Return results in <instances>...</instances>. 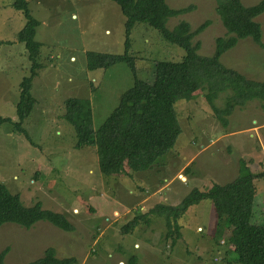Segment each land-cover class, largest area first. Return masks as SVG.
Segmentation results:
<instances>
[{
    "label": "rangeland",
    "instance_id": "1",
    "mask_svg": "<svg viewBox=\"0 0 264 264\" xmlns=\"http://www.w3.org/2000/svg\"><path fill=\"white\" fill-rule=\"evenodd\" d=\"M26 1L38 22L34 41L40 44V68L30 90L35 103L21 124L27 137L8 122L0 124V182L18 194L23 205L40 202L43 209L63 214L73 230L64 232L47 222L29 229L3 224L0 252L8 247L5 264H28L48 248L59 259L75 258V264H127L132 256L137 264H237L225 244L227 235L218 230L210 201L187 209L178 220L181 236L173 246L163 238V216L149 211L157 205L176 206L194 188L208 191L214 184L232 181L238 176L240 160L251 166V173H264L261 102L255 99L236 106L223 126L205 100V92H196L190 101L178 100L174 108L181 132L172 149L145 172L102 175L94 148H74L75 133L63 118V103L73 97L88 99L91 127L96 130L133 85V74L125 63L94 71L86 67L88 52L123 54L125 18L111 0ZM164 1L172 9L189 7L188 12L167 19L169 30L180 21L192 29L208 22L194 42L200 44L199 55L210 57L214 39L225 35L214 12L215 0ZM240 1L248 7L259 0ZM10 3L0 0V117L15 122L19 84L29 75L30 63L24 45L16 41L25 19ZM255 21L263 47L241 39L219 61L261 82L264 12ZM129 41L135 76L146 82L153 79L154 62H175L184 55L144 24L134 25ZM229 94L219 93L214 106L222 109ZM228 132L233 134L222 138ZM254 184L252 222L264 225V175ZM136 214L147 215V224L126 231Z\"/></svg>",
    "mask_w": 264,
    "mask_h": 264
},
{
    "label": "trees",
    "instance_id": "2",
    "mask_svg": "<svg viewBox=\"0 0 264 264\" xmlns=\"http://www.w3.org/2000/svg\"><path fill=\"white\" fill-rule=\"evenodd\" d=\"M125 18L124 52L121 55L88 52L86 67L89 71L106 69L117 63H125L134 77L133 85L120 95L117 106L93 130L91 127L90 102L86 98H68L64 101V120L75 133V149L94 148L99 171L102 175H121L130 172H145L172 149L181 129L174 104L178 100L190 101L196 92L203 95L214 115L223 126L233 109L243 107L251 100H259L264 110V81L246 78L235 70L224 67L219 59L233 48L238 40L250 39L261 43V28L255 18L264 12V0L252 6H244L240 0H215L214 12L219 18L225 35L214 39L210 57L198 54L199 42H194L208 26V22L192 29L188 22L180 21L171 30L166 28L169 17L188 12L189 7L172 9L164 0H111ZM10 7L21 12L25 24L16 34V41L25 48L30 63L29 75L19 84V98L16 103L17 121L0 117V124L10 123L18 134H27L21 127L30 114L35 99L31 85L40 68L37 59L40 44L34 41L38 22L30 15L26 0H11ZM144 24L156 30L161 38L184 51L179 61H156L151 82L135 76L133 58L128 54L129 35L135 24ZM1 44V43H0ZM229 91L224 107L218 109L213 101L219 93ZM264 173L253 174L243 160L239 161L238 176L223 185H212L211 190L192 189L176 206L157 205L149 214L163 216L164 240L171 246L179 239L178 220L188 208L208 200L212 203L217 227L226 234L225 244L231 248L237 264H264V225L253 223V200L256 194L254 181ZM147 215L136 214L125 230L133 229L139 223L147 224ZM37 222H47L64 232H71L72 225L63 214L43 209L40 202L25 206L18 194L11 193L0 182V226L6 223L29 229ZM5 247L0 252V264H5ZM76 259L55 257L51 248L28 264H75ZM127 264H137L136 257Z\"/></svg>",
    "mask_w": 264,
    "mask_h": 264
},
{
    "label": "crops",
    "instance_id": "3",
    "mask_svg": "<svg viewBox=\"0 0 264 264\" xmlns=\"http://www.w3.org/2000/svg\"><path fill=\"white\" fill-rule=\"evenodd\" d=\"M253 123H256V121H253ZM260 126V125H259ZM259 126H257V127H259ZM256 127V128H257ZM256 128H251V129H256ZM250 129V130H251ZM230 134H233V133H231V132H228V133H226V134H224L223 136H222V138H225L226 136H229ZM264 152V151H263ZM261 157H263L264 156V153H263V156L262 155H260ZM252 160H249V162H251ZM264 161V160H263ZM259 165H260V163H259ZM248 167L249 168H251V166L250 165H248ZM263 172V171H262Z\"/></svg>",
    "mask_w": 264,
    "mask_h": 264
},
{
    "label": "water",
    "instance_id": "4",
    "mask_svg": "<svg viewBox=\"0 0 264 264\" xmlns=\"http://www.w3.org/2000/svg\"><path fill=\"white\" fill-rule=\"evenodd\" d=\"M119 264H122V263H119Z\"/></svg>",
    "mask_w": 264,
    "mask_h": 264
}]
</instances>
